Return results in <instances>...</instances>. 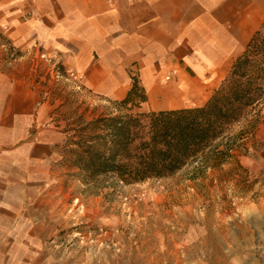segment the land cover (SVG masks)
Masks as SVG:
<instances>
[{
  "label": "crops",
  "instance_id": "crops-1",
  "mask_svg": "<svg viewBox=\"0 0 264 264\" xmlns=\"http://www.w3.org/2000/svg\"><path fill=\"white\" fill-rule=\"evenodd\" d=\"M262 24L264 0H0V36L17 53L0 68V264H92L60 250L79 212L53 187L65 135L37 90L39 52L56 53L61 70L76 74V89L104 100L125 98L135 76L147 93L143 112L199 107ZM243 126L246 138L226 158L167 195L183 205L166 241L196 228L205 243L210 229L227 260L254 259L247 246L264 229V194L248 198L251 182L264 177V108ZM199 207L192 222L190 209Z\"/></svg>",
  "mask_w": 264,
  "mask_h": 264
},
{
  "label": "rangeland",
  "instance_id": "rangeland-1",
  "mask_svg": "<svg viewBox=\"0 0 264 264\" xmlns=\"http://www.w3.org/2000/svg\"><path fill=\"white\" fill-rule=\"evenodd\" d=\"M16 57L17 53L9 51L5 41L0 40V68ZM37 68L36 75L42 79L37 90L41 98L49 101L53 122L63 131L64 142L67 138L65 131L75 127L79 121L89 122L112 111L110 100L91 95L81 87L76 89L72 82L54 80L46 68ZM261 108H264V100L249 109L239 124L231 126L212 149L164 183L148 181L125 186L103 177L81 181L74 170H68V163L62 161L65 154L61 151V161L56 166L60 178L53 182V187L67 192L62 203L74 206L79 213L78 225L62 232L60 250L72 248L87 259H83L84 263L92 264H264V229L253 230L255 240L247 246V251L254 254L251 261L227 260L221 246L214 243L215 231L210 229L205 230V243L201 238L202 231L196 228L186 231L184 240L174 238L166 241L167 235L175 231H167L166 226L169 223L173 226L180 220L183 205L179 203V198L167 201V195L184 182L196 184L207 167L222 157L215 155L218 147H229L226 158L232 149L239 146L246 138L242 133H246L244 126L240 129L242 124ZM251 183L249 188L252 193L248 199L257 203L259 196L264 194L260 193L264 190V177L255 189L253 183H256ZM202 210L203 207L196 208L193 214L190 209L189 220L196 222V214L202 213ZM255 214L253 211L251 216ZM177 233L179 237L180 231Z\"/></svg>",
  "mask_w": 264,
  "mask_h": 264
},
{
  "label": "trees",
  "instance_id": "trees-1",
  "mask_svg": "<svg viewBox=\"0 0 264 264\" xmlns=\"http://www.w3.org/2000/svg\"><path fill=\"white\" fill-rule=\"evenodd\" d=\"M262 100L264 24L202 106L143 112L147 93L133 76L125 98L111 101V112L65 131L62 161L85 182L103 177L126 186L168 178L212 149ZM228 148L215 155L224 159Z\"/></svg>",
  "mask_w": 264,
  "mask_h": 264
},
{
  "label": "built area",
  "instance_id": "built-area-1",
  "mask_svg": "<svg viewBox=\"0 0 264 264\" xmlns=\"http://www.w3.org/2000/svg\"><path fill=\"white\" fill-rule=\"evenodd\" d=\"M37 61L45 62L44 68H46V70L49 72L50 77H52L54 80H64L67 82H72L76 80V74L72 70H61L60 63L57 59V54L54 52H52L50 55L43 52H39ZM36 65L40 66V63H37ZM165 80L168 81L169 77H165ZM73 85L76 87L74 83Z\"/></svg>",
  "mask_w": 264,
  "mask_h": 264
}]
</instances>
